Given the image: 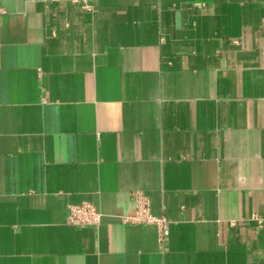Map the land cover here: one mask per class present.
Returning <instances> with one entry per match:
<instances>
[{
	"label": "crops",
	"instance_id": "1",
	"mask_svg": "<svg viewBox=\"0 0 264 264\" xmlns=\"http://www.w3.org/2000/svg\"><path fill=\"white\" fill-rule=\"evenodd\" d=\"M88 4L0 0V264H264V0Z\"/></svg>",
	"mask_w": 264,
	"mask_h": 264
},
{
	"label": "built area",
	"instance_id": "2",
	"mask_svg": "<svg viewBox=\"0 0 264 264\" xmlns=\"http://www.w3.org/2000/svg\"><path fill=\"white\" fill-rule=\"evenodd\" d=\"M84 8H89V0H72ZM137 204V211L133 217H124L126 222L157 225L164 236L169 233V221L165 217H157L151 211V203L148 196L137 191L134 194ZM102 219V213L92 203H82L70 207L69 223L74 225H97ZM255 219L262 227L264 225V215L254 214Z\"/></svg>",
	"mask_w": 264,
	"mask_h": 264
}]
</instances>
